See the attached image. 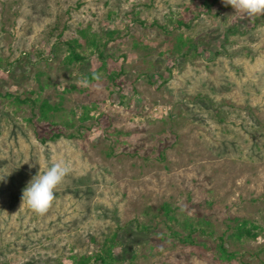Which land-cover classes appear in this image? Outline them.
<instances>
[{
  "label": "rangeland",
  "instance_id": "374dc122",
  "mask_svg": "<svg viewBox=\"0 0 264 264\" xmlns=\"http://www.w3.org/2000/svg\"><path fill=\"white\" fill-rule=\"evenodd\" d=\"M181 35L206 54L173 49ZM76 38L85 58L71 64ZM16 96L62 109L41 120ZM53 152L72 171L39 215L21 197ZM165 203L195 244L172 235ZM244 218L251 233L227 259L219 235ZM115 230L113 264H263L264 14L222 0H0V264H101Z\"/></svg>",
  "mask_w": 264,
  "mask_h": 264
},
{
  "label": "trees",
  "instance_id": "16d2710c",
  "mask_svg": "<svg viewBox=\"0 0 264 264\" xmlns=\"http://www.w3.org/2000/svg\"><path fill=\"white\" fill-rule=\"evenodd\" d=\"M208 7H211V6L208 5ZM184 24H185V21L183 19H178V26H181ZM116 33H117L116 30L108 31L107 33L108 38L110 40L115 39ZM84 37L87 38V36H84ZM177 39L178 41L176 42V44H174L173 49L177 51H181L183 47L188 44L190 50L194 49L195 51H199L200 53H203L204 55L206 54L205 48H203L201 45L191 40L190 38L184 39L183 35H181V37ZM84 42L85 40H80L78 38L73 39L72 41L68 42L70 50H69V54L67 55L66 60L69 63L73 64L85 58V56L82 54L80 50ZM91 44L97 49V51H100V54H102L98 39L91 40ZM120 73L121 72H115L114 74L111 75V79L115 82H118ZM94 76L95 74L89 76V80H92ZM16 97H17L16 98L17 101H21V102H32L33 101L31 100V98L22 99V98H19L18 96ZM62 98L63 96H61V99ZM33 103L34 104L32 105V109L34 111L35 109L37 110L35 112V115L38 113L41 120H49L51 119V117L55 115L56 112L62 109L63 100H59L58 102H52L50 98H43L41 100L40 99L35 100L33 101ZM91 110L92 108H89L88 106H86V108L84 109V113L81 116V119L83 121L91 117L90 116ZM61 136H62V133L56 132L51 136L41 135L40 140L43 143H46L48 140H57ZM162 210L164 214L166 215L167 221H169L167 223L171 222V224H168V227L171 230L172 235L175 237V239H182L181 241L185 242L186 244H195V238L192 235V230H194V228L191 229V232L187 236L181 237L180 232L176 230L175 228H173L172 226V223L179 222L175 209L168 203H165L162 205ZM183 224L185 225V227L191 226V222H183ZM247 224H248V220L244 218L242 219L240 223H237L232 226L228 225V227L225 228L223 233L219 235L220 241L218 243V250L225 258L233 259L237 257V252L231 249L230 244H234L236 242L238 243L242 241V239L245 236H247L248 232L251 233V230L248 228ZM138 228L141 229V231H143L144 229H149L147 228V226L140 225L139 223H138ZM119 233L120 232L118 230H115L111 235H108L105 240H103L102 242H100V244H98L101 252L97 254L96 260L101 262V264H113L112 260L117 258V256L115 257L114 255V248L122 242ZM94 240L96 241L95 238ZM90 261H91V256L89 254H82V255L74 256L73 264H89ZM241 263L251 264L246 259H243Z\"/></svg>",
  "mask_w": 264,
  "mask_h": 264
},
{
  "label": "clouds",
  "instance_id": "9594fccd",
  "mask_svg": "<svg viewBox=\"0 0 264 264\" xmlns=\"http://www.w3.org/2000/svg\"><path fill=\"white\" fill-rule=\"evenodd\" d=\"M222 2L225 6H232L235 13L248 17L264 14V0H222ZM71 171V163L64 159H58L53 152L50 156V165L44 167L40 164L39 172L24 188L21 207L26 205L36 214H45L54 201L57 187Z\"/></svg>",
  "mask_w": 264,
  "mask_h": 264
}]
</instances>
